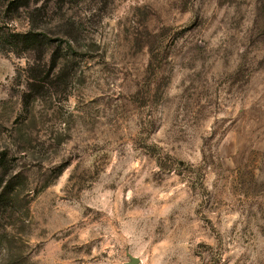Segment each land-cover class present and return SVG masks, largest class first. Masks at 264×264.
I'll list each match as a JSON object with an SVG mask.
<instances>
[{
	"label": "rangeland",
	"instance_id": "1",
	"mask_svg": "<svg viewBox=\"0 0 264 264\" xmlns=\"http://www.w3.org/2000/svg\"><path fill=\"white\" fill-rule=\"evenodd\" d=\"M7 7L0 264H264V0Z\"/></svg>",
	"mask_w": 264,
	"mask_h": 264
},
{
	"label": "trees",
	"instance_id": "2",
	"mask_svg": "<svg viewBox=\"0 0 264 264\" xmlns=\"http://www.w3.org/2000/svg\"><path fill=\"white\" fill-rule=\"evenodd\" d=\"M7 8L14 12L18 11L20 8H25V9H30L31 8V0H7ZM75 26H68V31L65 34V43L66 47L69 50H74L75 47H78L81 45V42L79 39H77L78 36L74 34L75 32ZM6 40L10 41L12 44L15 46H18L19 43L23 44L25 47L28 48V51H42V55H40L37 59L40 62H46V54H47V47L50 45V39L48 38V35L44 34H38L35 32H26L24 34L22 33H17L12 36H8L6 34H2V31L0 29V42ZM45 51V52H44ZM57 58L54 59V62L52 64V67L49 70H46V72L42 70H33L34 74L33 77H35V80H40V78H43L44 81L49 80L52 72L57 68ZM53 69V71H51ZM51 71V72H50ZM45 73V74H44ZM35 83V82H33ZM35 85V84H32ZM35 87V86H33ZM35 89V88H33ZM36 91H38V87H36Z\"/></svg>",
	"mask_w": 264,
	"mask_h": 264
},
{
	"label": "water",
	"instance_id": "3",
	"mask_svg": "<svg viewBox=\"0 0 264 264\" xmlns=\"http://www.w3.org/2000/svg\"><path fill=\"white\" fill-rule=\"evenodd\" d=\"M129 255V257L131 258V260H130V264H138V263H140L141 262V260H140V258H138V257H135V256H133L132 254H128Z\"/></svg>",
	"mask_w": 264,
	"mask_h": 264
}]
</instances>
